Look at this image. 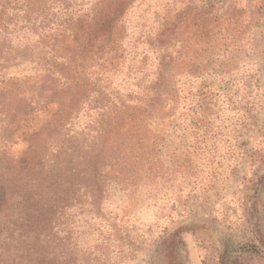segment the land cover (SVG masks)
I'll list each match as a JSON object with an SVG mask.
<instances>
[{
    "label": "trees",
    "instance_id": "16d2710c",
    "mask_svg": "<svg viewBox=\"0 0 264 264\" xmlns=\"http://www.w3.org/2000/svg\"><path fill=\"white\" fill-rule=\"evenodd\" d=\"M141 1L0 0V71L27 72L17 79L20 87L35 85L21 91L20 106L4 104L12 110L8 127L28 143L16 165L32 167L45 138L44 146L55 150L56 185L66 195L57 198L59 211L100 210L108 185L135 193L145 179H162L169 162L183 158V166L199 150L238 142L236 127L249 126L251 107L263 98L264 71L246 74L237 64L264 5L251 15L188 7L150 24L145 14L130 17ZM84 88L85 102L76 93ZM223 105L237 111L236 120L223 118ZM79 173L85 201L71 198L68 181H61ZM3 177L0 219L6 217ZM19 237L30 241L26 232ZM29 246L18 248L13 263L37 255Z\"/></svg>",
    "mask_w": 264,
    "mask_h": 264
},
{
    "label": "rangeland",
    "instance_id": "374dc122",
    "mask_svg": "<svg viewBox=\"0 0 264 264\" xmlns=\"http://www.w3.org/2000/svg\"><path fill=\"white\" fill-rule=\"evenodd\" d=\"M140 3L130 17L136 21L145 14L154 24L157 18L168 14L175 18L176 11L188 7L213 5L219 12L238 10L251 15L264 0ZM256 16L243 37L245 57L237 64L246 74L264 71V14ZM22 73L0 71V178L4 176L8 184L3 193L6 217L0 219V264H264V83L263 98L251 107L249 126L236 127L241 129L238 142L233 139L215 150H199L183 166V158L169 162L162 179H145L135 193L108 185L100 210L82 211L72 205L59 211L62 203L57 198L66 195L56 185L50 164L55 150L44 146L45 138L32 167L16 165L27 153L28 143L8 127L12 110L4 104L20 106L21 91L35 90L32 82L20 87ZM9 80L13 82L5 85ZM76 93L85 102V88ZM223 106V118L236 120L237 111ZM85 108L84 103L82 123L87 118ZM63 179L68 181L71 198L83 196L80 199L85 201V176L79 173ZM19 231L26 232L30 241L20 238ZM29 245H34L37 255H25L13 263L18 248Z\"/></svg>",
    "mask_w": 264,
    "mask_h": 264
}]
</instances>
